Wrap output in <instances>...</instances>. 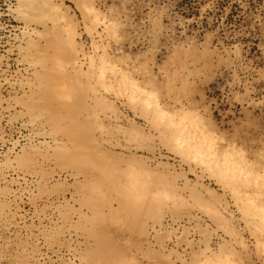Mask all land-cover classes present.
<instances>
[{"label": "rangeland", "instance_id": "374dc122", "mask_svg": "<svg viewBox=\"0 0 264 264\" xmlns=\"http://www.w3.org/2000/svg\"><path fill=\"white\" fill-rule=\"evenodd\" d=\"M0 264H264V0H0Z\"/></svg>", "mask_w": 264, "mask_h": 264}, {"label": "bare ground", "instance_id": "6f19581e", "mask_svg": "<svg viewBox=\"0 0 264 264\" xmlns=\"http://www.w3.org/2000/svg\"><path fill=\"white\" fill-rule=\"evenodd\" d=\"M62 94H63V92H62ZM60 97H58V98H60ZM64 99H65V97H64ZM182 119L183 118L180 117V120L177 121V127H176V130L174 131V134H173V136H175V139L176 140H179V141L182 140L184 142H187V145L188 146H191V147L196 146V147L201 148L203 151H206L205 154L207 155V158L209 160H213V161H215V163H218V162L223 163V165H220V166L224 169V171L226 173L229 172L228 174H230V176H235V174L237 172V169L236 168H238L239 166L237 165V162L236 161L232 160V158H231V156H230L229 153L224 152V151H222L221 153H219L220 156H221V157H219L220 158V161H219V159L216 160L218 158L217 152L214 151V150H212L211 143H209V141H207V140L204 139V141H205L204 143L199 142V141H196V142H193L192 143V142H188L187 139H184L185 138V133L187 131L186 130V126L187 125H186V123Z\"/></svg>", "mask_w": 264, "mask_h": 264}]
</instances>
